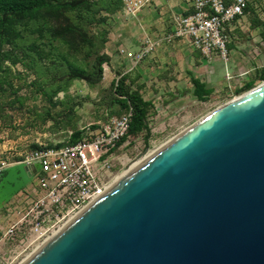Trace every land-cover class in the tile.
<instances>
[{
    "label": "water",
    "instance_id": "obj_1",
    "mask_svg": "<svg viewBox=\"0 0 264 264\" xmlns=\"http://www.w3.org/2000/svg\"><path fill=\"white\" fill-rule=\"evenodd\" d=\"M38 169L11 168L0 200ZM20 264H264V81L127 171Z\"/></svg>",
    "mask_w": 264,
    "mask_h": 264
},
{
    "label": "rangeland",
    "instance_id": "obj_2",
    "mask_svg": "<svg viewBox=\"0 0 264 264\" xmlns=\"http://www.w3.org/2000/svg\"><path fill=\"white\" fill-rule=\"evenodd\" d=\"M95 26L98 24L89 26L91 32L99 28ZM34 39L28 37L24 45L14 50L10 46L2 48L6 57L0 60V191L4 189L7 172L21 165L33 149L65 144L75 134L83 137L95 133L123 112L111 88L115 77L109 76L106 65L100 77L93 71L96 54L92 50L53 42L55 49L41 45L45 52L39 60L27 49ZM71 68L94 75L89 81L72 79ZM231 99L216 96L205 102L177 105L163 118H155L153 111L148 120L151 131L148 142L142 135L128 136L116 155L123 157L121 162L127 169ZM38 191L35 180H31L9 198L0 200V240L10 224L21 217L12 209L18 207L24 213ZM24 238L25 234L17 233L16 241H5L1 252L7 255ZM36 245H21L17 250L21 255L14 264L23 262Z\"/></svg>",
    "mask_w": 264,
    "mask_h": 264
},
{
    "label": "built area",
    "instance_id": "obj_3",
    "mask_svg": "<svg viewBox=\"0 0 264 264\" xmlns=\"http://www.w3.org/2000/svg\"><path fill=\"white\" fill-rule=\"evenodd\" d=\"M149 1L123 0V4L127 13L134 14ZM186 3L188 13L173 20L171 33L156 39L146 38L143 49L135 55L128 53V57L139 61L164 43L185 39L206 60L219 58L226 62L229 56L226 27L244 17L252 5L257 16L264 21V0H186ZM231 79L233 77L226 75L227 81ZM131 117L129 109L109 125L84 135L75 143L68 141L38 147L24 157V166H39L32 178L39 191L35 199L29 200L24 213L21 208L12 209L21 217L10 224L0 240V264H14L21 255L17 252L21 245H42L120 178L127 165L121 162L124 159L116 152L123 144L119 143L128 135ZM116 163L121 167L117 168ZM17 233L25 234V238L4 255L1 246L5 241L15 242Z\"/></svg>",
    "mask_w": 264,
    "mask_h": 264
},
{
    "label": "crops",
    "instance_id": "obj_4",
    "mask_svg": "<svg viewBox=\"0 0 264 264\" xmlns=\"http://www.w3.org/2000/svg\"><path fill=\"white\" fill-rule=\"evenodd\" d=\"M187 7L186 0H150L136 13L129 14L123 4L105 25L108 36L103 53L109 58V76L114 75V80L121 75L138 76L136 84L143 86L140 93L153 104L155 118L170 114V109L177 105L202 102L194 96V81L212 91L208 99L233 98L247 85L253 83L256 87L262 82L264 21L253 5L244 17L226 27V62L219 58L206 60L185 39L164 43L139 61L128 57V53L135 55L143 49L146 38L171 33L173 20L186 15ZM226 75L233 79L227 81Z\"/></svg>",
    "mask_w": 264,
    "mask_h": 264
},
{
    "label": "trees",
    "instance_id": "obj_5",
    "mask_svg": "<svg viewBox=\"0 0 264 264\" xmlns=\"http://www.w3.org/2000/svg\"><path fill=\"white\" fill-rule=\"evenodd\" d=\"M123 7L122 0H0V60L6 57L2 48L10 46L13 50L24 45L28 38H35L27 49L35 58H44L42 46L55 49L53 42L60 45L75 46L76 48L92 50L95 54L94 72L100 77L103 65L109 63V58L103 53L107 42L108 30L105 25L112 15ZM103 13L104 17L98 15ZM98 16V19L96 17ZM97 31H90V25ZM45 40V41H44ZM42 45V46H41ZM94 72L87 74L82 69L71 68L72 79L89 81ZM138 76L131 78L121 75L113 80L111 88L116 96V102L123 109L122 114L131 109L132 117L128 136L142 135L147 143L151 131L148 120L154 111L151 101L145 100L140 91L142 85H137ZM264 81V72L260 76ZM194 96L202 102L212 94L198 81H194ZM254 88L253 83L247 85L238 94ZM121 114V115H122ZM119 143L121 145L127 139ZM81 137L74 135L69 143H75Z\"/></svg>",
    "mask_w": 264,
    "mask_h": 264
},
{
    "label": "bare ground",
    "instance_id": "obj_6",
    "mask_svg": "<svg viewBox=\"0 0 264 264\" xmlns=\"http://www.w3.org/2000/svg\"><path fill=\"white\" fill-rule=\"evenodd\" d=\"M149 155H151V154H149ZM148 155V156H149ZM147 156V157H148ZM147 157H145V158H147ZM145 158H143V159H141V160H139V161H137V162H135V163H133L131 166H129L127 169H125V170H123V172L121 173V176L123 175V174H125L127 171H129L131 168H133L134 166H136L137 164H139L141 161H143ZM120 176V177H121Z\"/></svg>",
    "mask_w": 264,
    "mask_h": 264
}]
</instances>
